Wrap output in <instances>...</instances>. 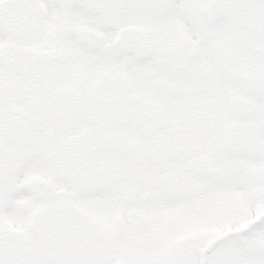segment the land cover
I'll return each instance as SVG.
<instances>
[{
	"label": "snow or ice",
	"instance_id": "6c2138e0",
	"mask_svg": "<svg viewBox=\"0 0 264 264\" xmlns=\"http://www.w3.org/2000/svg\"><path fill=\"white\" fill-rule=\"evenodd\" d=\"M0 264H264V0H0Z\"/></svg>",
	"mask_w": 264,
	"mask_h": 264
},
{
	"label": "flooded vegetation",
	"instance_id": "af4514ba",
	"mask_svg": "<svg viewBox=\"0 0 264 264\" xmlns=\"http://www.w3.org/2000/svg\"><path fill=\"white\" fill-rule=\"evenodd\" d=\"M12 235L20 238L24 243H26L29 250L33 245L39 246L42 251L52 254L53 250L48 247L45 242V239L42 237L41 233L35 230L32 223H29L24 231L12 230Z\"/></svg>",
	"mask_w": 264,
	"mask_h": 264
},
{
	"label": "water",
	"instance_id": "95a60500",
	"mask_svg": "<svg viewBox=\"0 0 264 264\" xmlns=\"http://www.w3.org/2000/svg\"><path fill=\"white\" fill-rule=\"evenodd\" d=\"M17 239L14 240L13 242V248L12 251L14 254L19 255L22 253H25L29 250V248H27L26 243H24L20 238L13 236Z\"/></svg>",
	"mask_w": 264,
	"mask_h": 264
}]
</instances>
